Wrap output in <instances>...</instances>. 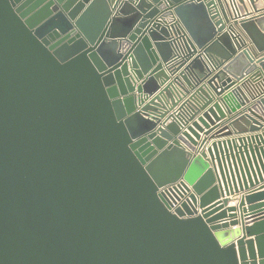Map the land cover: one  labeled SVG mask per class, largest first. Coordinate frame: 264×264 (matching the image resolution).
Listing matches in <instances>:
<instances>
[{
    "label": "water",
    "instance_id": "95a60500",
    "mask_svg": "<svg viewBox=\"0 0 264 264\" xmlns=\"http://www.w3.org/2000/svg\"><path fill=\"white\" fill-rule=\"evenodd\" d=\"M241 27L251 51L202 2L0 0V264H264V29Z\"/></svg>",
    "mask_w": 264,
    "mask_h": 264
},
{
    "label": "built area",
    "instance_id": "2783aa9c",
    "mask_svg": "<svg viewBox=\"0 0 264 264\" xmlns=\"http://www.w3.org/2000/svg\"><path fill=\"white\" fill-rule=\"evenodd\" d=\"M202 2L216 30L226 34L236 50L251 51L252 44L241 27V22L252 17H264V0H189ZM264 29V26H263ZM167 192L168 187L161 188Z\"/></svg>",
    "mask_w": 264,
    "mask_h": 264
},
{
    "label": "crops",
    "instance_id": "0c3cea01",
    "mask_svg": "<svg viewBox=\"0 0 264 264\" xmlns=\"http://www.w3.org/2000/svg\"><path fill=\"white\" fill-rule=\"evenodd\" d=\"M225 92H226V91H225ZM225 92H224V93H225ZM224 93H223V94H224ZM245 93H246L247 98L250 100V101H249L250 103H251V102H254L255 100H257L258 98H260V97L263 95V94H261V95L258 96V92H257V91H255V92L252 91V92L249 93V94H248L247 92H245ZM259 93H260V92H259ZM223 94H222V95H223ZM222 95L215 97L214 100H215V99L222 98ZM219 101H222V100L219 99ZM220 104H221V103H220ZM247 105H248V104H246L245 106L240 107L239 109L235 110L234 112L226 113V117L220 119L218 122H216V121H214V122H216V125L219 124V126H220L222 123H224V124L228 123L231 119L235 118L238 114H240V113H244L243 111H244V109L246 108ZM171 112H172V111H169L168 114H172ZM246 112H247V111H246ZM201 114H202V112H199L197 116H201ZM197 116H196V117H197ZM196 117H195V119H196ZM163 119H164V118H163ZM163 119L161 120V122H159V124H163ZM195 119H194V120H195ZM261 124H262V128H261L260 130L256 131V132H255L256 134H264V122H261ZM224 126H226V125H224ZM180 127H181V128H180L181 131H186V130H187V129L185 128L186 126H180ZM217 128H219V127H217ZM217 128H216V129H217ZM216 129H214V130H216ZM214 130H213V131H214ZM213 131H212V132H213ZM248 134H251V132L240 133V134H238V133H232L231 135H227V136H221V137H214V138H211L210 140H207V142H206L205 145L201 148V150H204V151L206 152L208 158H210V155H209L208 152H207V147H210L211 143H213V142H217V141H219V142H223V141H225V140L232 139V140L234 141V143L236 144V146H238V145H239L238 137H244V136H247ZM200 135H201V138H202L203 133H200ZM201 138L197 141L198 143L200 142ZM263 143H264V141H263ZM251 145H252L253 147H255V145H257V144L252 143ZM235 149H236V148H233L232 150H235ZM196 154L198 155V153H196ZM209 163H210V162H209ZM215 164H216V163H215ZM262 182H264V180H263ZM262 182H259L257 185H260ZM257 185H256V186H257ZM263 189H264V187H262V188H260V189H258V190L260 191V190H263ZM239 197H240V196L237 195V196L235 197L236 199L229 201V202L227 203L226 206H232V205L237 206V205H238V201H239ZM219 200H221V199H217V201H219ZM217 201H216V202H217ZM237 217H238V219L241 218V216H240L238 213H237ZM243 219H244V218H243ZM243 222L246 223L245 226H249V225L251 224V222H247V221H243ZM240 227H241V224L238 223L237 225L231 226L230 229L232 230V229L240 228ZM246 238H253V236H247Z\"/></svg>",
    "mask_w": 264,
    "mask_h": 264
},
{
    "label": "bare ground",
    "instance_id": "6f19581e",
    "mask_svg": "<svg viewBox=\"0 0 264 264\" xmlns=\"http://www.w3.org/2000/svg\"><path fill=\"white\" fill-rule=\"evenodd\" d=\"M261 25L264 26V17L260 18Z\"/></svg>",
    "mask_w": 264,
    "mask_h": 264
}]
</instances>
